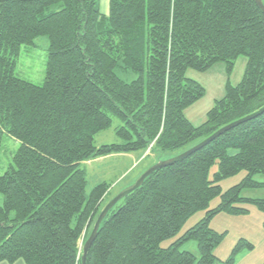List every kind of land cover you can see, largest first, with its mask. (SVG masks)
<instances>
[{"label": "trees", "instance_id": "1", "mask_svg": "<svg viewBox=\"0 0 264 264\" xmlns=\"http://www.w3.org/2000/svg\"><path fill=\"white\" fill-rule=\"evenodd\" d=\"M40 35L49 44L39 85L14 68L21 46ZM240 55L241 80L227 77L223 96L194 125L184 111L205 89L187 69L223 62L229 75ZM117 70L135 77L126 81ZM263 106L264 15L254 0H109L107 14L99 0H0V151L3 134L19 142L0 174V262L81 264L108 190L99 183L85 196L83 161L137 150L174 156ZM112 116L120 142L96 147L94 135ZM241 171L240 182L222 190L219 182ZM257 173L264 174V111L147 175L108 211L86 264H214L224 234L210 219L251 205L264 212V198L241 195L264 187ZM190 239L198 258L178 249ZM244 249L253 244L240 238L225 264Z\"/></svg>", "mask_w": 264, "mask_h": 264}, {"label": "rangeland", "instance_id": "2", "mask_svg": "<svg viewBox=\"0 0 264 264\" xmlns=\"http://www.w3.org/2000/svg\"><path fill=\"white\" fill-rule=\"evenodd\" d=\"M100 11L108 12L109 0H99ZM49 40L46 35H40L33 39V44L21 46L20 53L16 59L14 73L20 78L35 84H42L45 76L46 55ZM246 64V57L240 55L234 61L233 68L229 75L226 74L225 64L217 62L205 71L187 69L186 76L199 82L205 89L204 95L187 107L184 111L185 116L194 124L198 125L205 121L207 111L213 106L216 99L223 96L227 77L232 84L238 83L243 75ZM117 74L124 80L130 81L135 77L134 74H123L120 70ZM120 124L118 118L112 116L111 125L97 132L93 137V144L98 147L104 144L118 143L120 139L116 136L115 128ZM19 142L7 134L2 136V147L0 151V174L11 162L12 154L15 152ZM173 152L165 151L160 154L148 150H137L128 153H113L106 156L91 158L81 163L85 171L86 187L85 196L88 197L93 187L99 183L108 185L107 193L101 202V209L121 190L128 187L145 171L149 166L159 160H164L173 156ZM153 162V163H152ZM217 170L215 163L208 172L209 179L213 178ZM245 172L225 178L219 182L222 190L237 184L244 177ZM253 179L264 182V174L257 173ZM130 183V184H129ZM241 195L250 198H264V187L245 188ZM3 203V194L0 192V205ZM219 203V198H214L209 203V208L215 207ZM204 211H198L188 218L182 225L179 235L186 229L193 226L203 216ZM264 212L256 206H249V211L244 214L218 213L209 222V226L224 236L220 243L215 247L214 253L218 260L214 264H225L227 256L230 254L234 244L244 238L253 244V249L241 251L234 264H264ZM75 220H73L74 223ZM174 238L167 239L161 243L162 247L168 246ZM82 243V241H80ZM180 251H189L198 258L197 243L190 239L179 244ZM5 264V263H4ZM7 264V263H6ZM24 264L22 259L17 263Z\"/></svg>", "mask_w": 264, "mask_h": 264}, {"label": "water", "instance_id": "3", "mask_svg": "<svg viewBox=\"0 0 264 264\" xmlns=\"http://www.w3.org/2000/svg\"><path fill=\"white\" fill-rule=\"evenodd\" d=\"M255 3L257 4V6L259 7V9L261 10V12L264 15V4L262 2V0H254ZM264 111V106L261 107L260 109H258L257 111L248 114L242 118H239L221 128H219L218 130H216L214 133H212L210 136H208L207 138L203 139L202 141L198 142L197 144L193 145L192 147L188 148L187 150L180 152L174 156H171L170 158L164 159V160H159L157 162H155L154 164H152L151 166H149L145 171H143L138 178L134 181V183H132L131 185H129L128 187L124 188L123 190H121L118 194H116L100 211V213L98 214L90 234L88 235L87 239L84 241L83 246H82V255H81V264H86V256H87V252L89 247L91 246L92 242L94 241L96 235H97V231L99 228L100 223L102 222V220L104 219V217L106 216V214L108 213V211L120 200L122 199L124 196H126L128 193H130L131 191H133L134 189H136L137 187H139L144 178L149 175L151 172H153L154 170L161 168L163 166H167V165H171L177 161H179L180 159L190 155L191 153H193L194 151L198 150L199 148L203 147L205 144L209 143L211 140H213L215 137H217L218 135H220L221 133H223L224 131L228 130L229 128L240 124L260 113H262Z\"/></svg>", "mask_w": 264, "mask_h": 264}, {"label": "crops", "instance_id": "4", "mask_svg": "<svg viewBox=\"0 0 264 264\" xmlns=\"http://www.w3.org/2000/svg\"><path fill=\"white\" fill-rule=\"evenodd\" d=\"M102 13V12H101ZM108 12H103V14H107ZM153 163V162H152ZM130 184V183H129ZM17 261H19V259L18 260H16L15 262H13V263H17ZM6 264L7 262H0V264ZM13 263H7V264H13ZM25 264V263H24Z\"/></svg>", "mask_w": 264, "mask_h": 264}]
</instances>
